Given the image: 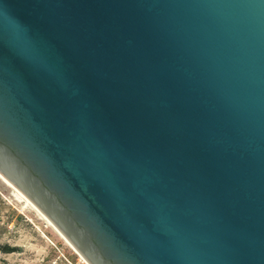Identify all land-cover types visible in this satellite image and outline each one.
I'll return each instance as SVG.
<instances>
[{
  "label": "water",
  "instance_id": "95a60500",
  "mask_svg": "<svg viewBox=\"0 0 264 264\" xmlns=\"http://www.w3.org/2000/svg\"><path fill=\"white\" fill-rule=\"evenodd\" d=\"M0 176L84 264H264V0H0Z\"/></svg>",
  "mask_w": 264,
  "mask_h": 264
},
{
  "label": "rangeland",
  "instance_id": "374dc122",
  "mask_svg": "<svg viewBox=\"0 0 264 264\" xmlns=\"http://www.w3.org/2000/svg\"><path fill=\"white\" fill-rule=\"evenodd\" d=\"M0 264H84L40 218L0 182Z\"/></svg>",
  "mask_w": 264,
  "mask_h": 264
},
{
  "label": "bare ground",
  "instance_id": "6f19581e",
  "mask_svg": "<svg viewBox=\"0 0 264 264\" xmlns=\"http://www.w3.org/2000/svg\"><path fill=\"white\" fill-rule=\"evenodd\" d=\"M0 182L12 192V196L14 197L17 203L23 205L24 209H28L33 212L38 218L43 220V218L33 209V207L23 198V196L11 185L9 184L4 178L0 176ZM44 221V220H43ZM45 222V221H44ZM46 223V222H45ZM47 224V223H46ZM48 225V224H47ZM49 226V225H48ZM50 227V226H49ZM51 228V227H50ZM52 229V228H51Z\"/></svg>",
  "mask_w": 264,
  "mask_h": 264
}]
</instances>
